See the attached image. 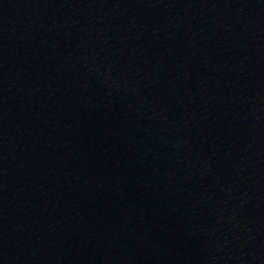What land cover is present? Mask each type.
<instances>
[{
    "label": "water",
    "instance_id": "water-1",
    "mask_svg": "<svg viewBox=\"0 0 264 264\" xmlns=\"http://www.w3.org/2000/svg\"><path fill=\"white\" fill-rule=\"evenodd\" d=\"M0 264H264V0H0Z\"/></svg>",
    "mask_w": 264,
    "mask_h": 264
}]
</instances>
